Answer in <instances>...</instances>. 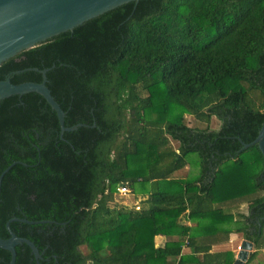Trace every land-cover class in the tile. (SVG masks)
Here are the masks:
<instances>
[{
    "label": "trees",
    "instance_id": "1",
    "mask_svg": "<svg viewBox=\"0 0 264 264\" xmlns=\"http://www.w3.org/2000/svg\"><path fill=\"white\" fill-rule=\"evenodd\" d=\"M47 67L65 125H84L61 135L37 92L0 101V174L17 161L1 184L2 237L19 218L10 228L42 264H233L212 246L236 231L255 244L252 264L264 249V157L240 140L264 121V0L129 2L4 61L0 80L40 82L32 68ZM192 153L198 172L180 176ZM123 184L139 209L117 202ZM16 251L15 264H39L27 244Z\"/></svg>",
    "mask_w": 264,
    "mask_h": 264
},
{
    "label": "water",
    "instance_id": "2",
    "mask_svg": "<svg viewBox=\"0 0 264 264\" xmlns=\"http://www.w3.org/2000/svg\"><path fill=\"white\" fill-rule=\"evenodd\" d=\"M133 1L138 2L139 0H0V65L23 50L30 49L61 33L73 31L84 22ZM52 67L32 68L42 74L40 82L27 81L15 84L10 77L0 80V101L13 95L30 92L41 94L56 111L61 126V135H63L65 131L75 130L84 124L79 123L70 127L65 125L66 112L56 101L47 84V72ZM240 141L243 145L242 150L258 145L264 157V121L253 141L249 143ZM16 163L17 161L13 162L1 172L0 191L4 175ZM14 220H19V218L14 217L7 223L10 236L5 238L0 234V247L11 253L10 264H15L16 247L21 244H27L38 263L42 264L40 260L43 259L44 251L41 252L32 240L17 235L10 228V223ZM23 221L39 223L26 219ZM42 222L51 221L44 220ZM254 251V242L245 238L233 264H246Z\"/></svg>",
    "mask_w": 264,
    "mask_h": 264
},
{
    "label": "rangeland",
    "instance_id": "3",
    "mask_svg": "<svg viewBox=\"0 0 264 264\" xmlns=\"http://www.w3.org/2000/svg\"><path fill=\"white\" fill-rule=\"evenodd\" d=\"M187 117V115H185ZM187 121L190 125H194V126H205V123L200 122L199 120H197L195 117L188 115L187 117ZM211 128L212 129H219L221 122L218 118L213 117L211 122H210ZM175 145H177V142H175ZM188 161L190 162V166L189 168L186 170H180L178 171V174L181 176H189L190 174H194L196 172H198L199 167H200V159L198 157L197 154L192 153L188 156ZM139 195H136L135 191L131 189V193L129 194H118L117 193V202H119L122 205H126V206H130V205H134L135 202H137V198H139ZM235 211H242L247 213L248 211V207L247 205H242L240 206L239 210L238 207L234 208ZM242 236V235H241ZM241 236L239 238V240L235 241L236 244V249L235 250H239V242L241 240ZM232 252H235L233 250H231ZM238 252V251H237ZM252 264H264V249H262L261 251L258 252L256 259L252 262Z\"/></svg>",
    "mask_w": 264,
    "mask_h": 264
},
{
    "label": "crops",
    "instance_id": "4",
    "mask_svg": "<svg viewBox=\"0 0 264 264\" xmlns=\"http://www.w3.org/2000/svg\"><path fill=\"white\" fill-rule=\"evenodd\" d=\"M188 169V168H187ZM186 169V170H187ZM181 176V175H180ZM140 198H137L136 201H139ZM231 211V212H234V208H229L228 211ZM185 220H186V223L190 226H195V225H198V222H197V219L196 220H191L186 217H184ZM227 223V222H226ZM228 224V223H227ZM242 235V236H241ZM204 235H199L197 236V239H200L202 240V237ZM241 236V240L239 242V249H240V246H241V243L242 241L246 238L242 233H237L236 231L232 232L229 236V240H223V242H219V243H216L212 246V251L213 252H216V251H223V250H233L235 251V259L237 257V254L239 250H235L236 249V244H235V241L239 240ZM225 237V236H223ZM155 241H156V244L158 246H164L166 244V242L168 241V237L165 236V235H157L156 238H155ZM183 253L184 254H187V253H191V249L187 246V244L184 246L183 248Z\"/></svg>",
    "mask_w": 264,
    "mask_h": 264
},
{
    "label": "built area",
    "instance_id": "5",
    "mask_svg": "<svg viewBox=\"0 0 264 264\" xmlns=\"http://www.w3.org/2000/svg\"><path fill=\"white\" fill-rule=\"evenodd\" d=\"M117 191H118L119 194H129V193H131V188L128 185L123 184V185H120L117 188ZM135 205H136L137 209L140 208V205H139L138 201L135 203Z\"/></svg>",
    "mask_w": 264,
    "mask_h": 264
},
{
    "label": "flooded vegetation",
    "instance_id": "6",
    "mask_svg": "<svg viewBox=\"0 0 264 264\" xmlns=\"http://www.w3.org/2000/svg\"><path fill=\"white\" fill-rule=\"evenodd\" d=\"M256 222H259L258 220L256 221ZM255 220H251L250 221V223L252 224V227L250 228V230H249V233L251 234V235H255V233H256V231H257V233H260V229L259 230H256V227H255ZM256 249V248H255ZM252 255V254H251Z\"/></svg>",
    "mask_w": 264,
    "mask_h": 264
}]
</instances>
